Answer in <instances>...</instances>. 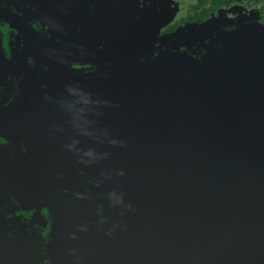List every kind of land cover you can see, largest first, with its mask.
Masks as SVG:
<instances>
[{
    "label": "water",
    "instance_id": "water-1",
    "mask_svg": "<svg viewBox=\"0 0 264 264\" xmlns=\"http://www.w3.org/2000/svg\"><path fill=\"white\" fill-rule=\"evenodd\" d=\"M36 1L0 0V229L13 197L49 210L53 264H264V25L149 57L150 31L102 24L78 62L66 11L39 34L10 11Z\"/></svg>",
    "mask_w": 264,
    "mask_h": 264
},
{
    "label": "flooded vegetation",
    "instance_id": "flooded-vegetation-1",
    "mask_svg": "<svg viewBox=\"0 0 264 264\" xmlns=\"http://www.w3.org/2000/svg\"><path fill=\"white\" fill-rule=\"evenodd\" d=\"M50 3L40 9L38 1L31 4L19 3L13 9V14L20 17L26 24L39 34V24H59L57 14L66 11V24L78 31L70 34L71 43L74 42L78 52L73 60L82 61L84 54L90 51L101 50L102 44L93 41L95 46H87V35L92 36L94 30L102 24H116L124 27L140 26L142 32L150 31L146 39L152 44V53L149 57H157L161 51L189 53L192 55L202 50L221 33H229L241 25H264V0H43ZM2 7V2H0ZM39 6V7H38ZM51 7L52 10H47ZM52 15V19L47 20ZM43 13H46L43 20ZM57 13V14H56ZM48 15V16H47ZM6 21L0 16V38L7 34V46L15 50L14 38ZM204 24H211L210 29L198 28ZM87 26L90 28L87 29ZM94 27V28H93ZM126 30V29H125ZM127 30V31H128ZM46 36V31L42 30ZM48 37H50L48 35ZM90 38V37H89ZM0 39V40H1ZM7 50L8 47L4 46ZM90 48V49H89ZM17 53V51H16ZM84 53V54H83ZM198 55V54H197ZM198 57V56H196ZM32 62L33 58H29ZM75 62V61H73ZM68 62V69L74 73H90L99 70L104 62L96 64H74ZM66 63V62H65ZM2 168L0 169V174ZM1 184V182H0ZM0 193L2 189L0 185ZM11 196V191H8ZM2 198V196H1ZM11 203L2 205L3 227L0 229L2 239H12L10 249L14 254L15 262L0 261V264H53L52 257L47 253L48 245L52 242L54 224L46 207L24 208L19 200L11 197ZM2 220V217L0 218ZM8 246V245H7ZM2 245V250L8 247ZM4 251V250H3ZM11 255V254H10ZM2 258H9L6 254ZM13 257H11L12 259ZM18 259L19 263H18ZM13 260V259H12Z\"/></svg>",
    "mask_w": 264,
    "mask_h": 264
}]
</instances>
